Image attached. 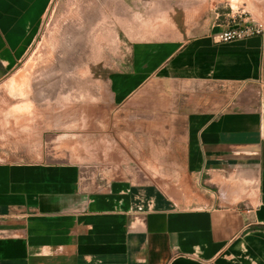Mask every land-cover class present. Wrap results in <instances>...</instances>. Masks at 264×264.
I'll use <instances>...</instances> for the list:
<instances>
[{
    "label": "crops",
    "instance_id": "crops-1",
    "mask_svg": "<svg viewBox=\"0 0 264 264\" xmlns=\"http://www.w3.org/2000/svg\"><path fill=\"white\" fill-rule=\"evenodd\" d=\"M52 1L0 0V77L25 57ZM227 2L212 4L196 34L133 41L108 78L120 108L157 81L208 86L180 126L165 128L162 151L152 140L164 117L147 116L139 152L169 155L163 177H109L126 167L120 141L101 173L0 161V264H264V35L219 41L236 23ZM262 2L243 9L261 15Z\"/></svg>",
    "mask_w": 264,
    "mask_h": 264
},
{
    "label": "rangeland",
    "instance_id": "rangeland-1",
    "mask_svg": "<svg viewBox=\"0 0 264 264\" xmlns=\"http://www.w3.org/2000/svg\"><path fill=\"white\" fill-rule=\"evenodd\" d=\"M227 1L238 5L236 22L264 24V8L257 15L243 9L245 0H53L25 57L0 77V161H76L101 173L114 167L120 141L126 167L108 168L109 177H163L165 128L180 126L191 95L208 86L157 81L139 105L120 108L110 101L108 78L126 65L133 41L196 34L212 21V4L229 7ZM151 114L164 117L152 140L161 151L143 154L138 142L144 147Z\"/></svg>",
    "mask_w": 264,
    "mask_h": 264
},
{
    "label": "built area",
    "instance_id": "built-area-1",
    "mask_svg": "<svg viewBox=\"0 0 264 264\" xmlns=\"http://www.w3.org/2000/svg\"><path fill=\"white\" fill-rule=\"evenodd\" d=\"M235 21V17H231ZM236 22V21H235ZM262 34L264 35V24L242 21L235 24H229L226 29L217 34L219 41H230L245 38L247 36Z\"/></svg>",
    "mask_w": 264,
    "mask_h": 264
}]
</instances>
